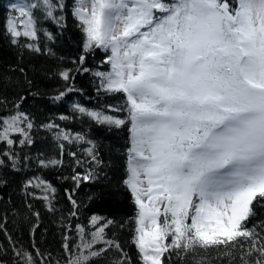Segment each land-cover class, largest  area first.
Instances as JSON below:
<instances>
[{
  "label": "snow or ice",
  "instance_id": "1",
  "mask_svg": "<svg viewBox=\"0 0 264 264\" xmlns=\"http://www.w3.org/2000/svg\"><path fill=\"white\" fill-rule=\"evenodd\" d=\"M64 8L62 0L13 6L18 15L7 19L10 43L40 53L34 10L60 23L63 17L57 14ZM72 14L85 37L75 72H89L87 54L104 51L110 71L93 73L100 81L98 91L124 98L112 109L126 112L124 118L79 105L75 110L102 126L128 130L124 184L138 209L133 243L143 264H171L174 256L181 261L191 257L193 264H264V220L254 219L258 208L264 210V0H76ZM58 75L65 90L54 101L76 90L71 69ZM25 99L18 97L17 111L0 120V143L9 146L2 155L14 168L17 139L23 146L33 143L35 125L20 110ZM6 103L0 97V105ZM44 127L61 141V154L63 141L92 144L79 134L73 139L56 131L55 123ZM87 154L100 164L94 145ZM40 164L59 166L62 160ZM96 177L90 171L71 179L79 187ZM41 185L42 192L56 191L45 181H28L25 189ZM39 198L56 211L54 195ZM68 198L71 219L79 204L72 194ZM113 224L93 216L90 232L76 225L80 243L75 249L68 235L72 226L65 224L63 264H98L113 250L119 256L112 264H132L108 237L106 229ZM4 235L14 264H53L51 253L41 252L35 240L29 251L17 247L6 230Z\"/></svg>",
  "mask_w": 264,
  "mask_h": 264
},
{
  "label": "trees",
  "instance_id": "2",
  "mask_svg": "<svg viewBox=\"0 0 264 264\" xmlns=\"http://www.w3.org/2000/svg\"><path fill=\"white\" fill-rule=\"evenodd\" d=\"M33 2L36 0H0V97L7 98V103L0 105V120L14 114L17 111L14 102L18 97L24 96L26 99L20 110L26 113L35 125L31 130L33 143L23 146L17 139L12 149L16 157L15 168L12 160L2 155L8 151L9 146L0 143V160H3L0 165V262L14 264L16 259L4 235L6 230L17 242V247L34 251L32 243L35 240L36 247L41 252L46 255L51 253L53 264L57 259L63 264L62 245L66 233L64 225L72 226L68 235L71 236L75 249V245L80 243L76 225L90 232L91 217L97 216L114 221V224L106 229L109 239L119 243L131 258L132 264H143L142 257L133 243L136 227L134 218L138 209L130 189L124 184L128 177V130L102 126L75 110V106L79 105L116 118L126 117V112L112 110L123 105V96L98 91L100 81L93 75L97 71H110L105 62L107 55L100 49L90 51L84 65L89 68V72H75L77 65L74 61H78L83 53L85 39L78 21L72 14L76 0H62L65 8L57 14L63 17L60 23L46 19L41 12L34 10L40 28V53L12 45L6 27L8 17L18 15L13 6L17 7L18 3L27 6ZM45 32L51 34V40ZM20 68H23L24 72H20ZM68 69L72 70L75 77L72 85L76 90L60 101H54L53 97L65 90V81L59 77L58 72ZM62 116L67 119H60ZM48 123L59 125L56 131L70 133L73 139L79 134L92 144L63 141L64 150L61 154V141L56 139L54 131L44 127ZM92 145L95 146L99 165L91 162L87 154ZM73 153L75 155H72ZM50 159L62 160V164L41 166V160ZM90 171L97 173L95 181H84L76 187L71 177L75 173L83 176ZM28 181L33 184L45 181L56 191L54 194L50 190L42 192L43 185L35 189L30 186L26 190L25 184ZM70 194L79 204L77 217L71 219L69 217L73 205L68 198ZM42 195L55 196V212L48 210V201L39 198ZM34 213H39V217ZM257 213L254 219L264 220V210L258 208ZM34 227L36 231L33 234ZM118 256L117 251H110L98 264H112L113 259ZM171 264H193V260L188 257L181 261L174 256Z\"/></svg>",
  "mask_w": 264,
  "mask_h": 264
},
{
  "label": "rangeland",
  "instance_id": "3",
  "mask_svg": "<svg viewBox=\"0 0 264 264\" xmlns=\"http://www.w3.org/2000/svg\"><path fill=\"white\" fill-rule=\"evenodd\" d=\"M23 5L21 3H18L17 4V7H22Z\"/></svg>",
  "mask_w": 264,
  "mask_h": 264
}]
</instances>
